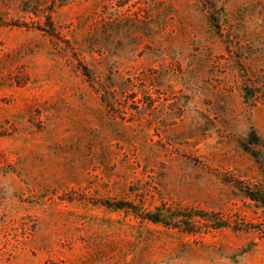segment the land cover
Here are the masks:
<instances>
[{
  "label": "rangeland",
  "instance_id": "obj_1",
  "mask_svg": "<svg viewBox=\"0 0 264 264\" xmlns=\"http://www.w3.org/2000/svg\"><path fill=\"white\" fill-rule=\"evenodd\" d=\"M244 189L264 196V0H0V264H264Z\"/></svg>",
  "mask_w": 264,
  "mask_h": 264
},
{
  "label": "trees",
  "instance_id": "obj_2",
  "mask_svg": "<svg viewBox=\"0 0 264 264\" xmlns=\"http://www.w3.org/2000/svg\"><path fill=\"white\" fill-rule=\"evenodd\" d=\"M48 25L51 27L52 23L49 17H47ZM255 134L252 132L249 135V140L254 142ZM244 194L255 204L264 209V196L257 191H249V189L243 190ZM100 204L116 210H130L136 215L144 214V218L154 224H161L166 227H172L180 229L183 232L191 233L195 231V222L197 219L209 223L214 229L224 228L227 225L226 221L221 219L218 213L204 212V211H192V210H173L168 211L163 208H156L153 211L146 213H139L138 208L124 200H110L105 199ZM235 228V227H234Z\"/></svg>",
  "mask_w": 264,
  "mask_h": 264
}]
</instances>
